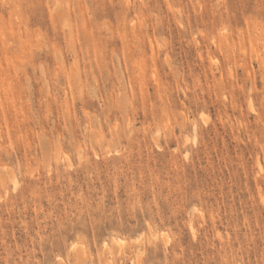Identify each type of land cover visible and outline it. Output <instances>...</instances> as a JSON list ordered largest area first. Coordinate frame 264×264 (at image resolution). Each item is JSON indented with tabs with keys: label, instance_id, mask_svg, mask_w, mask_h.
<instances>
[{
	"label": "rangeland",
	"instance_id": "rangeland-1",
	"mask_svg": "<svg viewBox=\"0 0 264 264\" xmlns=\"http://www.w3.org/2000/svg\"><path fill=\"white\" fill-rule=\"evenodd\" d=\"M16 2L0 264H264V0Z\"/></svg>",
	"mask_w": 264,
	"mask_h": 264
},
{
	"label": "bare ground",
	"instance_id": "bare-ground-1",
	"mask_svg": "<svg viewBox=\"0 0 264 264\" xmlns=\"http://www.w3.org/2000/svg\"><path fill=\"white\" fill-rule=\"evenodd\" d=\"M15 2H16V0H15ZM17 3V2H16ZM97 165V164H96ZM15 185H16V183H15ZM115 241H116V243L119 245V247H120V249H122V242L120 243V238H119V236H116L115 237ZM121 244V245H120ZM107 245V247H108V244H105V246ZM107 247H105V248H107Z\"/></svg>",
	"mask_w": 264,
	"mask_h": 264
}]
</instances>
